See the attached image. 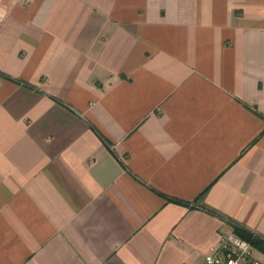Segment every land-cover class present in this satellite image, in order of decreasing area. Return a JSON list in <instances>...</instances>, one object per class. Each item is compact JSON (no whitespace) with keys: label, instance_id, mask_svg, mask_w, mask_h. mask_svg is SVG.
<instances>
[{"label":"crops","instance_id":"1","mask_svg":"<svg viewBox=\"0 0 264 264\" xmlns=\"http://www.w3.org/2000/svg\"><path fill=\"white\" fill-rule=\"evenodd\" d=\"M0 72V264L264 235V0H0Z\"/></svg>","mask_w":264,"mask_h":264},{"label":"built area","instance_id":"2","mask_svg":"<svg viewBox=\"0 0 264 264\" xmlns=\"http://www.w3.org/2000/svg\"><path fill=\"white\" fill-rule=\"evenodd\" d=\"M205 260L208 264H264L251 241L233 226L219 229L218 244L206 253Z\"/></svg>","mask_w":264,"mask_h":264},{"label":"trees","instance_id":"3","mask_svg":"<svg viewBox=\"0 0 264 264\" xmlns=\"http://www.w3.org/2000/svg\"><path fill=\"white\" fill-rule=\"evenodd\" d=\"M0 74L4 75L2 72H0ZM206 209L213 213L222 215L213 209H209V208ZM222 217H225V219L228 220V222L231 224V226H233L234 230L237 233H239L246 239L250 240L254 246H256L259 250L264 252V235L253 232L252 230L248 229L247 227H245L244 225L240 224L239 222H237L232 218H227L224 215H222Z\"/></svg>","mask_w":264,"mask_h":264}]
</instances>
